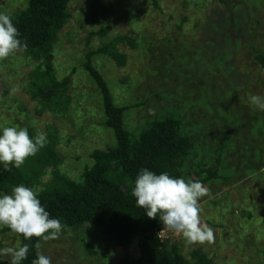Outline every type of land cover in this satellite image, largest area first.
<instances>
[{"label": "rangeland", "instance_id": "1", "mask_svg": "<svg viewBox=\"0 0 264 264\" xmlns=\"http://www.w3.org/2000/svg\"><path fill=\"white\" fill-rule=\"evenodd\" d=\"M26 4L0 0V12L12 17ZM67 16L38 57L23 50L0 61V130L17 126L33 139L38 130L47 135L46 146L20 169L0 164V196L21 184L49 202L68 196L82 185L96 152L103 154L107 177L128 190L118 163L107 156L115 139L85 70L87 54L114 41L122 65L103 54L91 60L114 103L130 107L125 127L132 139L153 120L180 119L193 145L182 174L208 188L201 216L214 229L215 243L186 246L167 230L162 240L176 242L186 264L195 263V250L211 264H251L262 257L264 111L249 97H264L255 60L264 55V0H158L157 8L150 0H71ZM46 86L63 110L37 95ZM38 243L52 264H144L135 239L118 247L88 224ZM17 246L19 235L0 227V247ZM0 264H10V257H0Z\"/></svg>", "mask_w": 264, "mask_h": 264}, {"label": "trees", "instance_id": "2", "mask_svg": "<svg viewBox=\"0 0 264 264\" xmlns=\"http://www.w3.org/2000/svg\"><path fill=\"white\" fill-rule=\"evenodd\" d=\"M70 1L27 0L25 8L11 17L21 33L19 38L22 44L27 43L24 51L32 52L38 57L54 42L58 30L67 20V5ZM150 2L154 8L158 7V0ZM105 32L101 31L102 34ZM95 54H103L118 65H122L125 59L114 41H110L87 54L85 70L99 92L105 126L112 130L115 139L116 147L107 156L118 163L127 180L128 190L124 191L107 177L106 168L101 162L103 154L96 152L92 156L93 164L83 174L82 185L74 193L58 196L53 202L38 199L50 213V218L59 219L69 228L83 224L96 226L111 237L118 247H123L135 239L145 257L144 264H186L179 245L158 236V230L163 225L159 216L149 219L146 210L136 206L132 191L136 177L142 169L156 174L167 172L175 178L187 179L182 174V167L193 145L181 133L180 119L172 116L153 120L132 139L125 127V112L130 107L114 103L106 80L92 64L91 59ZM255 60L264 75V55H256ZM37 95L56 110H63L55 90L46 86ZM215 172H210V179L215 177ZM19 237L20 246L30 245L27 259L21 264H32L37 258L35 244L39 240L33 238L29 241L21 235ZM261 256L252 259L251 264H264V253ZM192 261H195L194 264H211L200 250L192 253Z\"/></svg>", "mask_w": 264, "mask_h": 264}, {"label": "clouds", "instance_id": "3", "mask_svg": "<svg viewBox=\"0 0 264 264\" xmlns=\"http://www.w3.org/2000/svg\"><path fill=\"white\" fill-rule=\"evenodd\" d=\"M21 33L7 12H0V61H5L27 48L19 38ZM16 89H13V93ZM250 103L264 111V97L251 95ZM0 164L5 170L14 165L20 169L30 157L46 146L47 135L38 130L33 139L27 128L5 126L0 130ZM208 195V188L198 180L175 178L167 172L156 174L142 169L136 177L132 196L136 206L146 210L149 219L159 220L163 231L181 235L186 246L212 245L215 232L203 222L200 201ZM0 227L23 236L25 240H56L66 229L59 219L50 218V213L38 199V192L23 184L12 189V194L0 196ZM36 243L37 258L32 264H52L51 258L41 251ZM30 245L0 247V257H10V264H21L27 259Z\"/></svg>", "mask_w": 264, "mask_h": 264}, {"label": "built area", "instance_id": "4", "mask_svg": "<svg viewBox=\"0 0 264 264\" xmlns=\"http://www.w3.org/2000/svg\"><path fill=\"white\" fill-rule=\"evenodd\" d=\"M162 230H163V225L159 228V230H158V236L162 239L163 237H164V233L162 232Z\"/></svg>", "mask_w": 264, "mask_h": 264}]
</instances>
